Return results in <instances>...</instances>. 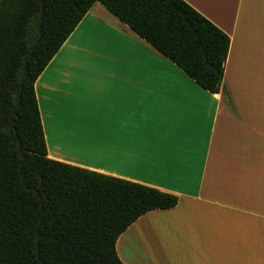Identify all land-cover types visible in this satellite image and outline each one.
Masks as SVG:
<instances>
[{
  "label": "crops",
  "instance_id": "0c3cea01",
  "mask_svg": "<svg viewBox=\"0 0 264 264\" xmlns=\"http://www.w3.org/2000/svg\"><path fill=\"white\" fill-rule=\"evenodd\" d=\"M182 1L230 40L235 111L96 4L34 86L47 157L178 199L120 235L123 264H264V0Z\"/></svg>",
  "mask_w": 264,
  "mask_h": 264
},
{
  "label": "trees",
  "instance_id": "16d2710c",
  "mask_svg": "<svg viewBox=\"0 0 264 264\" xmlns=\"http://www.w3.org/2000/svg\"><path fill=\"white\" fill-rule=\"evenodd\" d=\"M96 4L235 111L223 83L230 40L182 0H0V264H123L120 235L177 206L47 157L34 86Z\"/></svg>",
  "mask_w": 264,
  "mask_h": 264
},
{
  "label": "rangeland",
  "instance_id": "374dc122",
  "mask_svg": "<svg viewBox=\"0 0 264 264\" xmlns=\"http://www.w3.org/2000/svg\"><path fill=\"white\" fill-rule=\"evenodd\" d=\"M131 248H132V243H131ZM129 257L131 258V260L137 261L140 264H148V263H150V261L146 257H144L138 251V249L132 248ZM160 257H164V256H161V254H160ZM198 264H200V262ZM201 264H210L209 261H208V258H203Z\"/></svg>",
  "mask_w": 264,
  "mask_h": 264
}]
</instances>
